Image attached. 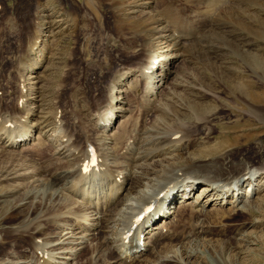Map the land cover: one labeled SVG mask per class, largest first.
Here are the masks:
<instances>
[{"label": "bare ground", "instance_id": "obj_1", "mask_svg": "<svg viewBox=\"0 0 264 264\" xmlns=\"http://www.w3.org/2000/svg\"><path fill=\"white\" fill-rule=\"evenodd\" d=\"M43 4L44 7L41 8ZM109 4L115 28L109 41L112 44V41L116 43L119 37L125 39L123 40L125 43L120 45L121 49H116L124 51L128 57L136 56L138 61L133 69L124 66L125 68H121L122 70L115 71L107 86L103 84L106 78L94 73V78L90 81L96 84L94 88L85 82V85L74 90L73 97L77 106L74 112L82 114L80 116L84 117L87 123L86 126H78L74 130L76 131L75 135L71 134V130L60 119V115L54 113L51 103H47V93L39 90L41 88H38L39 82L35 81L38 78L35 73H37L40 64L42 65L41 57L47 58L53 38L57 37V29L64 30L62 25L67 24L66 29L72 30L75 27L76 19H72L74 17L71 18L67 14L66 22L63 18L59 22L49 21V19H53V14L51 13L52 9L48 7V1L42 3V0H38L32 7L34 42L26 49L23 59L22 57L18 58L20 59L18 66L20 69V73H18L20 91L14 99L6 98V103H12L0 110V184L5 189L7 185L22 180L28 181L30 187L34 189L41 182H47L52 186H60L58 197L62 202L48 209V214L53 216L47 217L44 227L23 231L28 233L27 239H16L13 234H7L5 240L0 242V254L4 253L5 245H9L11 242H24L31 246L32 240L43 236L55 225L54 220L58 217L57 212L73 208L72 205L78 204L76 211H81L82 207H88L94 208L100 214L105 211L109 212L108 208L119 199V191H123L125 188L124 185L120 187L113 185L110 193H106L102 197L104 202L96 203L93 200L97 195L94 196L90 193L89 182L92 177L99 175L98 169L101 167L102 160L110 161L115 165L114 167L122 164L121 166H126L130 171L143 165L142 163L150 158L171 155L185 147L189 152L200 146L194 144L195 140L192 136L183 133L182 136L179 135L181 133H178L179 130L177 131L178 123H174L172 126L165 124V121L169 120L171 112L174 113L176 109L171 108L170 104L161 103L159 97L156 96L160 86L167 80L169 72H173L174 62L184 54L183 49L194 41L191 40L194 33L202 34L206 30L219 31L229 39L233 37L230 42L235 44L238 52L250 59L255 66L264 67V59L251 51L253 46L257 45L249 37L255 35L264 39V0H110ZM39 9L43 10V14L40 17H38L39 15L35 17V12L37 13ZM189 10L191 11L190 15L185 16ZM129 12L133 17L128 15ZM172 12L176 13V17L171 15ZM182 16L186 17L185 19L188 21L185 26L179 22V19H183ZM62 21L64 22L60 23ZM42 32L43 35H41ZM46 33L48 35H45ZM49 37L52 38L51 41ZM153 41H158L157 46ZM163 49L166 50L163 51L162 58L157 61L155 52ZM139 55H141L140 58ZM23 62L26 66H23ZM246 83L230 82L229 88L233 94L237 92L242 95L248 88ZM116 86L119 87L116 94L126 93L123 97L112 96ZM128 86L129 90L126 91L121 88H128ZM102 88H105L107 93L102 94ZM129 91L133 95L134 92L137 93L136 96L142 95L140 98L146 107V112L152 111L154 115H157L153 120L154 123L147 125L145 120L149 119H146V116L134 118V109L127 96ZM4 103V97L1 96L0 104ZM115 105H117L116 108ZM191 107L194 114H197L199 110L206 111V107L197 102H193ZM118 109H121V115L117 113ZM258 115L264 116V112L260 114L258 112ZM121 117L123 119L116 127ZM149 117L151 116L149 115ZM206 117L209 118V116ZM193 121L196 120L193 119ZM190 126L192 125L190 124ZM193 126L195 127V125ZM189 128L191 131V127ZM51 130L53 138L49 140L48 135ZM28 135H30L29 139L24 141V137ZM35 139L33 148L29 150V141ZM184 139L185 141L182 142ZM186 144L187 146H185ZM93 148L96 149L98 156L95 165L90 158ZM222 150L219 147L203 149L201 147L196 154L189 152L193 157L187 161L188 167L183 169L181 174L173 178L167 177L150 197L146 196L138 200L136 205L127 204L125 207L128 212H124L120 219L115 220L117 228L111 231V236L121 237L124 246H126L125 251L121 249L120 252L110 253V256L105 258V253L110 250L111 244L110 239L106 236L103 243H99L96 248L95 264H111V261L113 264H133L138 260V257H143L145 250L155 247L161 242H164L163 245L159 249H155L149 264H156L158 259L166 257L169 253L177 254L178 251H174V249L179 245V258L176 264H242V249L239 251L238 248H234L232 241H224L223 235L230 229H246L250 225L245 222L233 223L232 216L236 213V207L243 197L239 194L243 193L241 190L248 188L250 191L246 192V196L243 198L257 192L256 190L261 186L257 182L260 175L263 174L264 177V172L259 173L256 168H252L253 170L248 168L246 164L253 161L250 158H245L243 165L242 162L232 164L230 161L219 166L217 164L213 166L197 165L198 157L203 160L211 155L220 154ZM47 153L50 154V157L46 156ZM125 177L126 184L129 182L133 185L140 184V181L124 174ZM200 182L204 183L201 189L205 202H202L199 209H195L193 205L187 204L185 201L178 210L177 208L174 210L173 213L176 215L173 217L160 215L155 219L156 214L162 209L161 207L171 205L178 194L182 198H187ZM245 183L247 186L243 189ZM232 189H236L237 198L236 196L231 197ZM150 204L152 205L151 209L147 210V206ZM228 204L232 206L229 211L225 209V205ZM210 205L214 206L213 211L205 209L203 212V207ZM36 212H38L37 207L32 213L36 214ZM78 215L80 214L78 213ZM22 216L21 213L11 214L6 220H0V225L17 222ZM152 216H154V220L149 223ZM202 216L204 217L201 218ZM97 219L99 218L97 217ZM76 226L82 225L77 224ZM164 230L167 232L164 233ZM193 236L204 238L202 240L203 248L196 256H192L189 251ZM139 238L143 239V248L139 252H135L134 255H129V246ZM33 246L36 247V245Z\"/></svg>", "mask_w": 264, "mask_h": 264}, {"label": "rangeland", "instance_id": "obj_2", "mask_svg": "<svg viewBox=\"0 0 264 264\" xmlns=\"http://www.w3.org/2000/svg\"><path fill=\"white\" fill-rule=\"evenodd\" d=\"M37 1L0 0V97H4L5 101L4 104H0V110L12 103H6V98L14 99L20 91V76L18 74L20 69L18 66L21 57L23 59V55H26V49L34 42L32 7ZM46 1H48V7L52 9L51 13L53 14V19H49V21L59 22L62 18L65 21L68 14L69 17H74L72 19H76V24L70 31L66 29L67 24L62 25L65 31L63 29L56 30L57 37L53 38L55 41L51 43L47 58L41 57L42 65L40 64L37 73H35V76L38 77L35 81L39 82L38 88H41L39 90L47 93V103H51L54 113L60 115V119L71 130V134L75 135L76 131L74 130L78 126H86L87 123L86 119L80 116L82 114L74 112L77 108L73 97L74 90L85 85V82L94 88L96 84L90 82L94 78V73L106 78L103 84L107 86L115 71L125 67L133 69L138 58L136 56L128 57L124 51L118 50L120 45L125 43L123 41L125 39H121L122 37H119L116 43L112 41L111 44L109 41L115 31L110 0H42V3ZM42 11V9L37 10L35 17L42 16ZM190 13L189 10L185 16H189ZM128 15L133 17L130 12ZM171 15L176 17L175 12H172ZM185 18L179 19L183 26L188 24ZM43 34L42 32L41 35ZM193 35L191 40L194 41L183 49L184 54L176 60L177 62H174L173 72H169L167 80L160 86V93L158 92L156 95L161 103L170 104L171 108L178 111L177 113L176 111L171 112V116L169 120L165 121V124L172 126L174 123H178L177 131L179 130L178 133H181L180 136L183 133L194 138V144L200 146L189 151L191 153L195 152L196 154L201 147L202 149L205 147L223 149L220 154L211 155L203 160L198 157L197 161L195 160L198 166H213L215 164L219 166L229 161L232 164L242 162L243 165L244 159L250 158L253 159V163L249 162L246 166L251 170L256 168L259 173H263L264 116H259L258 112L259 114L264 112V67L255 66L250 59L238 52L235 44L230 42L233 37L229 39L222 32L206 30L202 34L194 33ZM249 37L257 45L253 46L251 51L264 59V39L255 35ZM49 39L52 40L51 37ZM153 42L157 46L158 41ZM165 50L155 52L157 61L162 58ZM140 57L141 55H139ZM24 65L26 66L23 62ZM238 81L247 82L248 88L245 94L242 93L243 96L237 92L233 94L229 88L230 82ZM121 88L123 91L129 90V86ZM114 89L113 97H123L126 94L125 92L116 94L118 86ZM102 90V94L107 93L105 88ZM136 94L134 92L133 95L129 91L127 95L134 109V118L146 116V119L149 120H145V123L151 125L157 115L149 110L146 112V107L140 98L142 95L136 96ZM193 102L203 104L207 108H205L207 112L199 110L197 114H194L191 107ZM116 107L117 105H115ZM117 113L121 115V109H118ZM192 113L195 116L188 115ZM122 119L121 117L118 120L117 125L115 124L116 127ZM189 127H191V131ZM52 132V130L49 132V140L53 138ZM35 142L36 139L29 141V150L33 148ZM189 152L186 147L185 149L181 148L171 155L150 158L143 162V165L130 171L126 166H121L122 164L114 167L115 165L110 161L104 162L103 160L104 165L101 162V170H98L102 177L99 176L98 179H92L89 182L90 193L94 196L97 195L92 196L93 200L96 203L104 202L102 197L106 193H110L113 185L114 187L124 185L125 188L123 191H119V199L108 208L109 212L105 211L100 214L94 208L88 207H86L87 209L82 207L81 211H76L78 204L72 205L74 209L61 210L57 212L58 217L54 220L57 224L55 223L43 236L32 240L31 246L24 242H11L9 245H5L4 253L0 254V264H95L96 248L99 243H103L106 236L110 239L111 244L110 250L105 253V258H108L110 253L124 250L121 237L111 236V231L117 228L115 220L120 219L124 212H128L125 207L127 204L136 205L138 200L146 196L150 197L167 177L173 178L181 174L180 172L188 167L187 161L193 157ZM46 156L50 157V154L47 153ZM124 174L140 181V184L133 185L130 182L126 184ZM262 177L263 174L260 175L257 182L261 185L256 190L257 192H253L247 198L243 197L246 196V192L250 191L248 188L245 189L247 183L243 184L245 190H241L242 194L239 193L243 197L236 207V213L232 216L233 223L245 222L250 225L246 229L243 228L244 230L242 228L230 229L223 235L224 241H232L234 248H238L239 251L242 249V264H264V186H262L264 177ZM121 180L122 183L119 184ZM203 185L204 183H198L187 198H182L179 194L176 195L175 201H173L176 203L172 202L170 206H167L166 210H170V212L165 217L176 215L173 213L174 210L176 208L178 210L185 201V203L193 205L195 209H199L202 202H205L201 189ZM30 186L28 181L22 180L7 185L5 189L0 184V209H4L0 210V220H6L11 214H23L17 222L0 225V242L5 240L7 234H13L16 239H27L28 233L23 231L44 227L47 217L53 216L48 214V209L62 202L58 197L60 186H52L47 182H41L34 189ZM10 189L12 190L10 191ZM230 195L237 198L236 189H232ZM36 207L38 212L33 214ZM213 207L212 205L204 206L203 212L205 209L213 211ZM231 207V204L225 205L227 211ZM77 224L82 226H76ZM166 232L164 230V233ZM191 238L189 251L192 256H196L203 248L202 240L204 238L202 236ZM163 243L152 248L149 247L148 250H145L143 257L133 264H149L155 251ZM176 248L174 251H178L177 254L169 253L166 257L158 259L156 264H176L180 245ZM111 264H113L112 261Z\"/></svg>", "mask_w": 264, "mask_h": 264}]
</instances>
